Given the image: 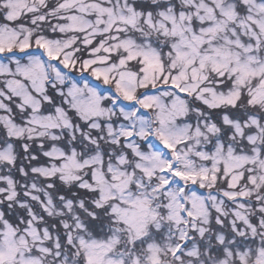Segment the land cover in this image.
I'll return each instance as SVG.
<instances>
[{
  "label": "snow or ice",
  "instance_id": "obj_1",
  "mask_svg": "<svg viewBox=\"0 0 264 264\" xmlns=\"http://www.w3.org/2000/svg\"><path fill=\"white\" fill-rule=\"evenodd\" d=\"M0 264H264V0H0Z\"/></svg>",
  "mask_w": 264,
  "mask_h": 264
}]
</instances>
